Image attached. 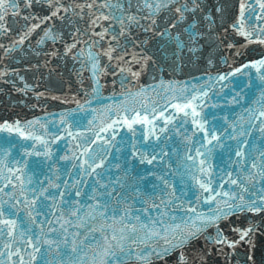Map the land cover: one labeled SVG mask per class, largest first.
<instances>
[{
    "label": "snow or ice",
    "instance_id": "1",
    "mask_svg": "<svg viewBox=\"0 0 264 264\" xmlns=\"http://www.w3.org/2000/svg\"><path fill=\"white\" fill-rule=\"evenodd\" d=\"M262 42H264V41H262ZM262 63H264V61H262ZM242 238H243V237H242ZM167 251H168V250H167V249H165V253H164V254H167Z\"/></svg>",
    "mask_w": 264,
    "mask_h": 264
}]
</instances>
